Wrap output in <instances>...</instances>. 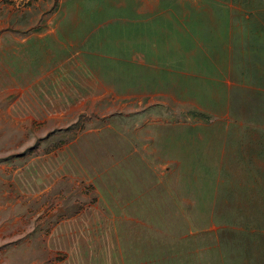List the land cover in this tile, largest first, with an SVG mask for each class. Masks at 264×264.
<instances>
[{
	"label": "rangeland",
	"instance_id": "374dc122",
	"mask_svg": "<svg viewBox=\"0 0 264 264\" xmlns=\"http://www.w3.org/2000/svg\"><path fill=\"white\" fill-rule=\"evenodd\" d=\"M0 264H264V0H0Z\"/></svg>",
	"mask_w": 264,
	"mask_h": 264
}]
</instances>
